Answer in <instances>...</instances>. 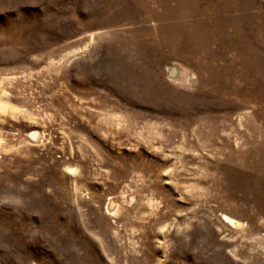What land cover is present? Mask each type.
Instances as JSON below:
<instances>
[{"label":"rangeland","instance_id":"rangeland-1","mask_svg":"<svg viewBox=\"0 0 264 264\" xmlns=\"http://www.w3.org/2000/svg\"><path fill=\"white\" fill-rule=\"evenodd\" d=\"M0 264H264V0H0Z\"/></svg>","mask_w":264,"mask_h":264},{"label":"bare ground","instance_id":"bare-ground-1","mask_svg":"<svg viewBox=\"0 0 264 264\" xmlns=\"http://www.w3.org/2000/svg\"><path fill=\"white\" fill-rule=\"evenodd\" d=\"M182 1H183V0H182ZM184 1H185V0H184ZM178 2H179V1H178ZM176 3H177V2H176ZM178 4H179V3H177V4H175V5L179 6ZM182 4H183V3H182ZM161 6H162V5H161ZM163 7H164V6H163ZM184 7H185V6H184ZM187 7H188V5H187ZM164 8H165V7H164ZM176 8H177L178 10H180L178 7H176ZM176 8H175V9H176ZM185 8H186V7H185ZM165 9H166V8H165ZM167 10H168V9H167ZM184 10H185V9H184ZM186 10H187V9H186ZM190 11H191V10H190ZM182 12H183V11H182ZM167 13H168V12H167ZM180 13H181V12H180ZM174 14H175V13H174ZM195 14H196V13H195ZM169 15H170V14H169ZM169 15H168V16H169ZM175 15H176V14H175ZM175 15H174V16H175ZM180 15H181V14H180ZM180 15H179V16H180ZM189 15H190V14H189ZM189 17H190V16H189ZM199 22H200V21H199ZM173 25H174V24H173ZM171 26H172V24H171ZM173 27H174V26H173ZM205 28H206V27H205ZM228 29H229V28H228ZM202 30H203V29H202ZM222 35H223V34H222ZM231 221L234 222V220H231Z\"/></svg>","mask_w":264,"mask_h":264}]
</instances>
